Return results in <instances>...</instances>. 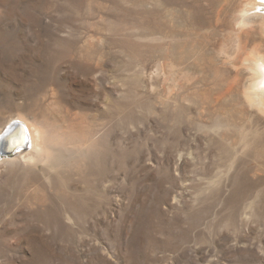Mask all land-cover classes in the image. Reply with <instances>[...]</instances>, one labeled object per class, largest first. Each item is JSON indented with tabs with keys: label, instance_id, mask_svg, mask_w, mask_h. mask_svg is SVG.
Listing matches in <instances>:
<instances>
[{
	"label": "rangeland",
	"instance_id": "1",
	"mask_svg": "<svg viewBox=\"0 0 264 264\" xmlns=\"http://www.w3.org/2000/svg\"><path fill=\"white\" fill-rule=\"evenodd\" d=\"M243 2L0 0V127L85 137L42 183L0 166V264H264Z\"/></svg>",
	"mask_w": 264,
	"mask_h": 264
},
{
	"label": "bare ground",
	"instance_id": "2",
	"mask_svg": "<svg viewBox=\"0 0 264 264\" xmlns=\"http://www.w3.org/2000/svg\"><path fill=\"white\" fill-rule=\"evenodd\" d=\"M243 1L236 19L243 21V26L238 29L245 30L255 18H261V31L264 33V0ZM243 65L252 71L246 79V94L254 97L256 106L264 113V56L254 48ZM22 116L12 117L0 127V166L13 171L17 179L24 177L42 183L72 166L84 153L85 149L80 151L81 145L76 144L83 142L85 137L74 136L71 139L58 121Z\"/></svg>",
	"mask_w": 264,
	"mask_h": 264
}]
</instances>
